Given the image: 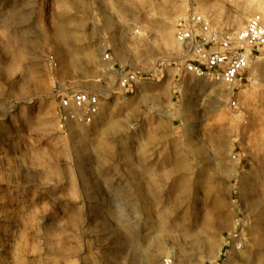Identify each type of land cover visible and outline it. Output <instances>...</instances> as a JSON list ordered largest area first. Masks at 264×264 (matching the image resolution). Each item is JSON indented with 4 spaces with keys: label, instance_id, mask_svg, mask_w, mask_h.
Returning a JSON list of instances; mask_svg holds the SVG:
<instances>
[{
    "label": "rangeland",
    "instance_id": "obj_1",
    "mask_svg": "<svg viewBox=\"0 0 264 264\" xmlns=\"http://www.w3.org/2000/svg\"><path fill=\"white\" fill-rule=\"evenodd\" d=\"M86 1L92 27L82 29L83 0H0V264H264V177L235 185L226 86L192 78L174 98L192 114L218 105L211 149L224 162L206 182L199 171L171 179L178 24L195 8L241 30L264 10L244 8L250 0ZM116 22L123 32L108 33ZM255 56L239 104L264 99V48ZM122 69L150 78L127 92ZM80 91L101 95V113L61 130L57 95Z\"/></svg>",
    "mask_w": 264,
    "mask_h": 264
},
{
    "label": "built area",
    "instance_id": "obj_2",
    "mask_svg": "<svg viewBox=\"0 0 264 264\" xmlns=\"http://www.w3.org/2000/svg\"><path fill=\"white\" fill-rule=\"evenodd\" d=\"M177 43L183 55L175 66L180 82L190 78L201 79L214 86L228 88L229 105L239 109V94L251 82L250 71L255 56L264 48V21L260 16L247 20L241 30L227 29L214 23L212 17L193 8L182 20L175 33ZM104 62L111 61L110 53L103 56ZM146 72L126 71L122 69L119 76L120 87L133 91L141 81L149 80ZM183 84L176 88L178 97L182 96ZM102 110L101 95L96 92H73L68 95L58 94L56 116L61 130L70 124L90 126L95 123ZM236 160V155L232 156ZM244 229L237 230L226 237V247L235 250L243 239ZM166 264H172L168 259Z\"/></svg>",
    "mask_w": 264,
    "mask_h": 264
},
{
    "label": "crops",
    "instance_id": "obj_3",
    "mask_svg": "<svg viewBox=\"0 0 264 264\" xmlns=\"http://www.w3.org/2000/svg\"><path fill=\"white\" fill-rule=\"evenodd\" d=\"M90 8L89 2L83 0L80 11L83 17L87 18L80 25L82 29L92 27L89 17L93 10L91 11ZM244 8L264 10V0H250L248 6ZM94 27L99 29L101 26L95 25ZM107 29H109L108 33L113 32V30L122 33L124 30L121 24L117 22ZM131 33H133V29ZM124 36L128 39L127 35ZM181 83L184 85L182 92L189 90L187 82H180L176 69H171V163H173L171 179H187L186 173L193 172L190 176L193 180L197 175L196 172L199 171L202 175V181L206 182L214 176V171L218 170L217 167H214V162L216 164L220 160L224 162V154H215L211 149L213 144L211 140L219 136L221 127H218L213 118L215 109L209 108H215L218 105L211 104L213 101H209L205 105L206 110L197 111L194 114L189 113L181 105V100L174 101V98L177 97L176 88ZM221 106L219 105V107ZM236 111L237 114L233 115L232 120V138L237 141L238 149L228 154L227 158L230 157L231 159L227 162L235 171V185L240 186L245 179H251L252 184H254L257 177H264V99L254 98L241 101L239 109ZM241 114H247L246 124L242 122L243 120L240 122ZM189 140L192 141V145L199 146L198 153L194 149L191 152ZM233 145L235 146V143ZM234 153L237 157L236 160L232 158Z\"/></svg>",
    "mask_w": 264,
    "mask_h": 264
}]
</instances>
